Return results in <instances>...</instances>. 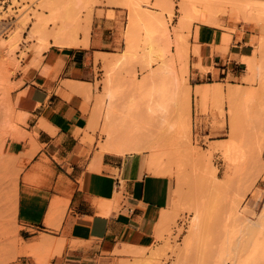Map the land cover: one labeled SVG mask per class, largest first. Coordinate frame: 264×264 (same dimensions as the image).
Here are the masks:
<instances>
[{
	"label": "rangeland",
	"instance_id": "obj_1",
	"mask_svg": "<svg viewBox=\"0 0 264 264\" xmlns=\"http://www.w3.org/2000/svg\"><path fill=\"white\" fill-rule=\"evenodd\" d=\"M86 1L85 6L77 7V20L72 31L76 37L83 38L85 32L90 34L92 14L97 6L119 8L118 13L124 15L127 22L126 6L115 5L109 2L110 0ZM154 1L148 0L145 6L148 4L147 7L160 10L159 6L153 4ZM171 2L173 11L170 15L166 14L165 18L172 28L179 15V0ZM212 2L216 8L218 25L211 27L231 32L236 29L234 24H242L257 35L251 58V75L242 79L248 86L231 85L229 79H220L222 82H218V91L212 89L205 99H199L195 91L197 86L192 88L193 82H196V71L211 70L218 73V70H214L212 65L209 68L200 66L199 62L203 60L202 52L200 51V56L193 53L195 43L191 44L192 29H195V39L198 30L195 22L191 24L190 29L183 32L189 53L187 69L181 74L180 64H174L175 75L170 82L173 92L169 95L166 108L153 107L157 95L149 92L147 86L150 81L143 87L137 86V82L144 75L160 66L161 57H150L145 45L138 38L131 42L133 54L128 57L121 55L128 45L124 38L127 25L122 29L119 45L96 56V63L99 62V81L96 83V89L99 88L100 91L95 94L94 108L99 115L101 138L105 139L103 126L110 103L103 93V80L111 65L120 90L119 97L113 102L111 118H123L127 111L126 104L135 101L136 107L131 111V116L138 124L141 141L156 150L159 173L168 174L175 182L173 214L158 236L162 245L148 247L134 255L141 259H133L126 264H264V226L261 225L264 220H261L264 218V0ZM54 14L43 0H0L1 40L9 38L11 33L15 32L13 30L17 29L16 24L18 25L17 21L21 17L28 18L20 26L17 43L12 45L11 51L0 45V70L12 68L11 73L7 75L6 86L14 115L19 110L14 91L21 83V80H14L17 74H26L30 61L32 65L39 67L44 59L43 51L49 48L57 51L56 49L68 47L53 42L51 33L61 24L58 18H54ZM114 15V10L107 11V16ZM37 20L41 23V32L30 37V29ZM228 43L229 41H222V45L216 46L223 58L227 54ZM200 47L199 45V49ZM34 54L36 58L33 60ZM3 56L9 61L4 62ZM11 58L16 62L12 67ZM114 58L119 59L111 64ZM46 68L47 64L42 70ZM198 108L201 109L197 112ZM194 111L196 116L200 113L210 114L206 117L210 118L209 132L201 133L198 130L197 118L194 125ZM187 115L190 118L189 132L180 127ZM16 123L20 127L25 121ZM232 125L237 130L235 135L231 133ZM2 136L0 131V143ZM10 138L11 135L7 136L2 144L0 167L7 156L4 145ZM227 143L234 144V160L225 156ZM210 147L211 154L204 156L202 153ZM143 150L149 152L148 148ZM196 211L200 212V217L192 242L187 247L185 239L190 233ZM0 235H3L1 239L9 240V243H0V264H9L15 256L11 251L21 239L13 230L0 229Z\"/></svg>",
	"mask_w": 264,
	"mask_h": 264
},
{
	"label": "crops",
	"instance_id": "obj_2",
	"mask_svg": "<svg viewBox=\"0 0 264 264\" xmlns=\"http://www.w3.org/2000/svg\"><path fill=\"white\" fill-rule=\"evenodd\" d=\"M118 12L97 6L86 45L49 48L39 67L29 62L27 73L14 79L21 80L14 99L26 118L6 141L0 167V229L21 239L9 264H126L162 245L158 236L173 214L175 182L148 170L146 150L133 156L105 149L94 108L96 56L119 45L127 24ZM234 25L226 32L199 24L197 39L193 27L191 44L201 46L202 64L218 73L197 70L192 88L220 79L248 86L241 56L253 58L257 35ZM222 34L230 35L225 58L216 50ZM209 115L192 114L201 133L210 131Z\"/></svg>",
	"mask_w": 264,
	"mask_h": 264
},
{
	"label": "bare ground",
	"instance_id": "obj_3",
	"mask_svg": "<svg viewBox=\"0 0 264 264\" xmlns=\"http://www.w3.org/2000/svg\"><path fill=\"white\" fill-rule=\"evenodd\" d=\"M43 1L47 7H50V9L54 11V18H58L61 21L59 28L51 33L53 42L59 44L60 46L68 47L86 45L89 32H85L83 38H78L74 33H72V31L77 20V7L85 6L87 1L64 0L62 3H58L55 0ZM109 2L115 5L120 4L128 8L126 24V28H128L124 33V38L128 45L124 48L121 55L123 57L132 55L133 46L131 45V42L138 38L145 45L150 57H153L154 59L161 57V63L159 62L160 66L151 71L149 74L144 75V77H142L140 81L137 82V86L143 87L148 81H150L147 88L149 89L150 93L157 95V100L155 101L153 107L166 108L169 95L173 92L170 87V82L172 77L175 75L173 70L174 64H180L179 70L181 74L186 72L187 69L189 53L183 34L184 30L190 29V26L193 22L196 23V29H198L197 26L199 23L213 26L218 25L215 15L216 8L213 6L212 0H179V7L177 9L179 15L175 25L172 28L169 26L168 21L165 18L166 14L170 15L173 11L171 0H155L153 4L159 6L160 10L147 7L148 4L145 6V3H147L148 0H110ZM27 19V16H23L19 19V21H17V29L15 28V30H13L15 32L11 33L9 38H2L1 40L0 36V45L3 48L6 49L7 47L9 48L8 50L11 51L12 45L17 43L16 40H18V34H20L19 28L26 22ZM40 32L41 23L39 20H37V22L33 23V26L30 29V37L36 36ZM229 39V34H222L223 42L227 43ZM193 53L200 56L198 44H195L193 47ZM3 57L4 58L2 59H5L4 62L9 61L7 57ZM118 59L119 58H114L111 60V64H114ZM241 60L244 64H246V69L248 71L247 74H243L242 79H247L251 75L253 63L251 57H247L245 55L241 56ZM10 62L11 67L16 64L14 58H11ZM31 64L32 62L30 65ZM199 64L200 66L203 65L202 62H199ZM10 70H12V68ZM10 70H0V131L3 133V140H1L0 143V150L2 149V144L7 136L11 135V138H13L16 136V134L20 133L21 128L16 122H24L26 118V112L24 111L18 110L15 115L12 113V107L7 97L6 86L7 75L8 73H11ZM106 73L107 76L103 80L105 81L103 93L109 98L110 103L107 111V117L105 118L103 126L105 139L102 143V146L109 151H114L117 153H133V156H138L143 148H148L149 155L147 159V168L150 171L159 173L160 166L159 159L156 154L157 152L150 145L143 144V141H141L140 135L138 133V124L133 121V117L131 116V111L136 107L135 101H130L126 104L125 108L127 111L123 118L120 120H114L111 118V114L113 113V102L115 98L119 97L120 90L117 86L116 79L113 76L111 65ZM218 85V82H206L202 85H198L195 91L197 96H199V99L202 101L205 99L210 90L213 89L214 91H218L220 89ZM16 103H18V101H16ZM187 108L189 109V105H187ZM13 115L15 118H13ZM180 127L185 128V130L189 132L190 118L188 115L187 119L180 123ZM231 133L232 135H235V133L237 134V130L233 125L231 126ZM225 146V156H227L229 160H234V157H236L232 152L234 144L227 143ZM211 149L212 147L205 149L206 151H204L202 154L208 157L211 154ZM262 214L264 215V209ZM199 217L200 212L196 211L193 217L190 233L185 239V245H187V247L192 242V236L195 234V229H197L196 227ZM263 219L264 218H261V220ZM263 221L261 225L263 224L264 226Z\"/></svg>",
	"mask_w": 264,
	"mask_h": 264
}]
</instances>
